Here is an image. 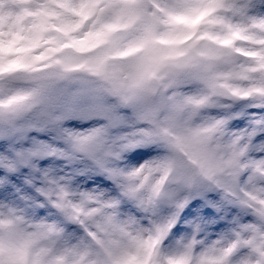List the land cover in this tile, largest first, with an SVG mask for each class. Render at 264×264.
Returning a JSON list of instances; mask_svg holds the SVG:
<instances>
[{"label": "snow or ice", "instance_id": "6c2138e0", "mask_svg": "<svg viewBox=\"0 0 264 264\" xmlns=\"http://www.w3.org/2000/svg\"><path fill=\"white\" fill-rule=\"evenodd\" d=\"M186 4L185 13L206 8L246 21L228 25L236 35L254 40L264 36V14L259 12L264 0ZM51 13L44 8L41 22ZM243 51L252 57L247 70L259 74L245 90L248 102L214 103L211 108L218 114L210 112L206 126L181 128L175 113L186 104L201 108L207 97L169 105L154 99L147 87L130 91L84 84L46 98L35 112L11 102L0 105V264H30L36 240L64 235L65 224L79 225L101 245L87 221L106 234H126L134 218L122 222L115 212L104 211L118 208L119 199L100 200L114 185L154 218L157 238L179 237L167 264H188L197 242L203 248L199 264H264V42ZM162 112L166 114L160 119ZM213 133L221 139L215 140ZM123 154L137 166L128 171L111 166ZM141 160L146 163L140 165ZM153 172L161 175L151 182ZM118 178L140 183L125 186L116 183ZM84 181L85 190L74 193L79 203H72L68 197ZM93 185L103 191L94 196L87 190ZM90 202L100 207L86 208ZM96 216L100 219L93 220ZM66 243L53 264H65V255L88 254L83 238ZM109 255L111 264H132L128 251Z\"/></svg>", "mask_w": 264, "mask_h": 264}, {"label": "clouds", "instance_id": "9594fccd", "mask_svg": "<svg viewBox=\"0 0 264 264\" xmlns=\"http://www.w3.org/2000/svg\"><path fill=\"white\" fill-rule=\"evenodd\" d=\"M186 6V0H0V105L11 102V106L35 112L46 98L84 84L130 91L147 87L154 99L163 98L169 105L187 97H207L203 107L186 104L175 113L181 128L206 126L205 117L210 112L218 114L211 108L214 103L240 106L248 102L245 90L252 88L259 74L247 70L252 57L243 49L264 42V36L254 40L236 35L228 25L246 21L206 8L185 13ZM44 8L52 9L46 23L41 22ZM169 8L176 11L169 12ZM259 12L264 14V8ZM215 16L227 19L216 20ZM248 27L259 35V30ZM13 65L14 70H7ZM165 114L162 112L160 119ZM212 135L221 139L218 133ZM127 155L114 159L111 166L125 171L137 166ZM145 163L140 161V165ZM160 175L153 172L151 182ZM86 183L73 188L68 197L72 203H79L80 197L74 193L77 188L85 190ZM116 183L126 186L140 181L118 178ZM87 190L94 196L103 191L98 185ZM122 191L114 185L103 191L100 200L119 199L118 208L104 211L115 212L122 222L134 218L126 234H106L87 221L97 240L104 242L101 245L87 237L79 225L65 224L64 235L36 240L29 251L30 264H53L67 241L77 244L81 238L88 245V254L65 255V264H111L109 252L124 251L132 254V264H167L179 237L157 238L151 227L154 218ZM95 207L100 204L86 205ZM25 230L32 231L27 226ZM202 250L198 242L194 244L188 264H199Z\"/></svg>", "mask_w": 264, "mask_h": 264}]
</instances>
